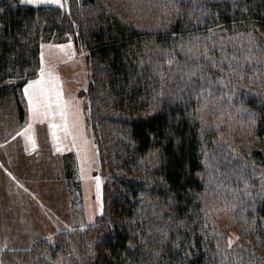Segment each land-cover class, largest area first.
<instances>
[{"label": "trees", "instance_id": "obj_1", "mask_svg": "<svg viewBox=\"0 0 264 264\" xmlns=\"http://www.w3.org/2000/svg\"><path fill=\"white\" fill-rule=\"evenodd\" d=\"M65 1L0 0V90L22 120L21 88L38 73L40 43L72 39L85 52L77 95L105 175L104 211L87 229L101 246L87 250L91 264H264V194L253 176L264 171V0ZM225 55L244 65L242 78ZM218 131L245 155L235 170ZM232 199L256 244L244 253L220 245L209 221Z\"/></svg>", "mask_w": 264, "mask_h": 264}, {"label": "rangeland", "instance_id": "obj_2", "mask_svg": "<svg viewBox=\"0 0 264 264\" xmlns=\"http://www.w3.org/2000/svg\"><path fill=\"white\" fill-rule=\"evenodd\" d=\"M63 3V6L67 7L65 0ZM74 72L70 81V92L69 90L67 92L69 98L76 94L77 88L75 87L80 85L85 87L87 83V76L83 71H79L76 67ZM216 81L219 82L217 78ZM2 96L4 97L0 101V110L6 109L0 112V131L6 128H20L21 122L15 109V98L8 91ZM79 122L82 123L81 120ZM29 125L25 126L27 131L28 129L36 131L49 128L54 132L53 129H55L51 123H41L36 118H31ZM58 128L64 129L63 123L59 122ZM84 133V138L90 145V151L87 150L85 153L84 164L82 161L85 167L83 171L78 169L77 174V170H73V177L68 186L69 204L66 199L68 189L66 184L56 179L53 181L48 169H40L44 166L39 159L44 155L43 148L30 153L29 166L24 164V168H10L4 169L5 173L0 172V264L92 263L87 257V250L93 249L98 252L101 246L98 244L99 236L96 231L87 229L89 223L104 211L103 181L105 175L100 169L98 148L94 143L92 132L87 127ZM218 136L223 141L216 144L220 146V155L228 159V171L235 170L234 163L243 165L247 162L240 146L236 144L229 146V141H227L229 138L220 131H218ZM38 139L41 138L27 137L25 143L37 146L36 140ZM51 139L55 145L60 142L59 138L52 137ZM0 140H3V137L0 136ZM68 141L72 145L71 137L70 140L63 138V142ZM4 142L6 141L2 143ZM217 156L219 157L217 153L208 156L206 167L209 171L214 169ZM263 172H255L253 176L260 178ZM96 177L100 178L99 182ZM97 183H99V189ZM259 189L264 194V182L260 184ZM208 198L211 200L212 197ZM223 203L226 206H223ZM223 203H218L216 209L210 212L209 219L214 225L218 243L220 245L222 243L224 248H229L232 254L255 248V241L247 238L249 234L242 228L246 221L241 216L243 206L240 201L232 199ZM68 205L69 218L62 217ZM63 230L70 231L69 235L64 237V243H61L59 238L54 240V236ZM234 236H238L239 239H234L231 247H228L227 238ZM88 238L91 239L86 245Z\"/></svg>", "mask_w": 264, "mask_h": 264}, {"label": "crops", "instance_id": "obj_3", "mask_svg": "<svg viewBox=\"0 0 264 264\" xmlns=\"http://www.w3.org/2000/svg\"><path fill=\"white\" fill-rule=\"evenodd\" d=\"M23 3L30 5H63L64 0H59V3L54 2V0H38V2H32V0H20ZM43 45L44 47H41ZM59 45H64V48L58 47ZM41 53H43V64L41 63ZM39 57H40V67L38 73L35 77L29 80H36L40 78V69L41 67L45 68V80L46 83L53 85L55 89H58L62 95L63 100L70 102L74 107L79 109L78 117L82 123L79 122V127L76 131H79L83 134V138L77 137L73 139L74 133L66 132L65 129H59L58 123H63L61 117L59 116L56 106H53V110H56V115L49 113L47 116L41 115L36 117V120H40L41 123L48 122L51 123V126L55 127L54 132L50 129H42L36 131H28L25 129V126L29 125L31 118H33L32 113L28 104V97L24 93V87L28 81L22 86L20 97L22 99V106L24 109L23 119L20 120L21 127L18 129L6 128L0 131V136L3 137V140H0V172L5 173L4 169H20L24 168V164L29 166L30 162V153L36 152L37 149H44V155L40 156L39 159L44 165L40 169H48L50 172V177L54 181L55 179L60 181V183H65L67 186V197L69 204V184L70 180L68 178V173L66 170L69 168L70 162L75 170L81 169L83 171L84 167V156L86 151H90V145L86 143L85 145V133L84 130L87 129L84 121L83 110L81 107L80 99L77 95L78 90L82 88L75 87L76 94L73 97H68L67 92L70 88V81L74 70L77 67L78 70L83 71L86 74L88 80V67L85 59V52L78 51L74 45L72 39H65L62 41L46 40L40 43L39 47ZM51 72L52 76L49 77L47 74ZM87 84V83H86ZM78 86V85H77ZM70 92V90H69ZM4 93L0 90V101ZM14 98V97H13ZM53 99L55 96L53 95ZM4 100V99H3ZM6 109V108H5ZM5 109L0 110V112L5 111ZM17 111V108H15ZM12 113V109L10 107ZM15 111V112H16ZM18 113V112H17ZM73 117L70 115L69 119ZM56 123V124H52ZM36 137L41 138L36 140V145H30L27 142V137ZM52 137L59 138L60 142H57V145L54 144ZM72 138V145L70 142H63V138L70 140ZM61 138V139H60ZM6 141L2 143L3 141ZM14 140V141H13ZM2 143V144H1ZM31 143V142H30ZM43 145H46L43 147ZM79 149V150H78ZM83 161V164H82ZM28 164V165H27ZM7 174L9 172H6ZM10 174V173H9ZM79 177V175H78ZM69 205L66 208L65 214H62V217L69 218ZM63 211V210H62Z\"/></svg>", "mask_w": 264, "mask_h": 264}, {"label": "snow or ice", "instance_id": "obj_4", "mask_svg": "<svg viewBox=\"0 0 264 264\" xmlns=\"http://www.w3.org/2000/svg\"><path fill=\"white\" fill-rule=\"evenodd\" d=\"M32 2H38V0H32ZM54 2L59 3V0H54ZM176 11L179 13L180 9L178 6H176ZM209 32L212 30L209 29ZM174 36L176 34H173ZM251 35V33H249ZM41 47H44L41 45ZM58 47L64 48V45H59ZM205 52H207V46H205ZM224 59L228 60L229 63V71L230 74L234 77L242 78V73L239 71L240 69H243L244 65L242 64H236L235 68H232V62L236 61L238 59L237 56L233 55L230 59L227 55L223 57ZM246 60L250 59V57L245 56ZM210 60L213 62V66L216 65V61L209 57ZM41 63L43 64V53H41ZM168 63L171 65L173 63L172 60H169ZM202 68L203 66H197V71L201 72L200 79H205L204 75L202 74ZM196 72H193L190 70V76L189 79H191V75H195ZM45 68L41 67L40 69V78L36 80H29L28 83L24 87V93L28 97V104L30 111L32 113L33 118H36L38 116L44 115L47 116L49 113H51L53 116L56 115V110L59 112V116L62 119L63 126L66 132H72L74 133L73 139H77V137L83 138V134L79 131H76L79 127V109L74 107L70 102L63 100L61 93L58 89H55L53 85H50L46 83L45 80ZM49 77L52 76V73L49 72L47 74ZM193 83H195L193 81ZM208 83H211V80L208 81ZM220 83H223L221 80ZM228 85H225L227 87ZM201 93L207 92L208 94L211 93V88L205 89L203 87L200 88ZM53 95L55 96V99H53ZM56 106V110H53V106ZM72 116L73 118L70 120L69 116ZM30 127V125H29ZM87 141L85 140V145ZM79 150V149H78ZM255 171V169H254ZM99 177H96V180L99 182ZM261 181L264 182V175L261 176ZM247 187V185H246ZM97 188L99 189V183H97ZM250 195V194H249ZM238 240V236L234 237H228V247H231L233 240ZM129 244H131V241H129ZM176 247H179V244L177 243L175 245ZM217 247H219V244H217Z\"/></svg>", "mask_w": 264, "mask_h": 264}]
</instances>
